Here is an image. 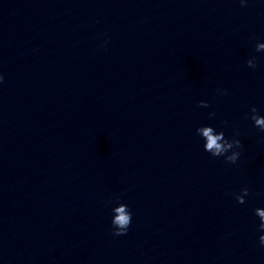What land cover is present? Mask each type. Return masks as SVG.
Listing matches in <instances>:
<instances>
[{
	"label": "water",
	"instance_id": "obj_1",
	"mask_svg": "<svg viewBox=\"0 0 264 264\" xmlns=\"http://www.w3.org/2000/svg\"><path fill=\"white\" fill-rule=\"evenodd\" d=\"M257 39L261 0H0V264H264ZM208 122L237 163L203 150Z\"/></svg>",
	"mask_w": 264,
	"mask_h": 264
},
{
	"label": "clouds",
	"instance_id": "obj_2",
	"mask_svg": "<svg viewBox=\"0 0 264 264\" xmlns=\"http://www.w3.org/2000/svg\"><path fill=\"white\" fill-rule=\"evenodd\" d=\"M241 5H246L248 0H239ZM264 2V0H261ZM106 42V41H105ZM256 51L264 50V39H257L255 41ZM246 64L251 67H256L257 57L255 55H250L246 59ZM4 79V74L0 72V81ZM218 93H226V89H217ZM199 105H208V101L205 99H200L197 101ZM250 112L247 114L249 118L253 121L254 125L258 126L260 130H264V113L258 110L255 104L249 106ZM209 117L214 118L215 112L210 111ZM224 123H227L225 121ZM196 133L202 140V148L204 151L208 152L213 157H222L223 160L231 162L233 164L237 163L239 157L241 156L242 141L237 135H226L225 129L223 127H217L216 124L208 122L198 124L195 128ZM250 191L249 186H242L239 191L232 193L235 199L239 203H243L246 200V196ZM114 197H109V201ZM111 225L112 232L114 234L126 233L129 229V225L132 221V211L127 202H125L120 196H116V202L111 205ZM254 213L258 216L257 232L258 240L261 245H264V205H257L254 208Z\"/></svg>",
	"mask_w": 264,
	"mask_h": 264
}]
</instances>
